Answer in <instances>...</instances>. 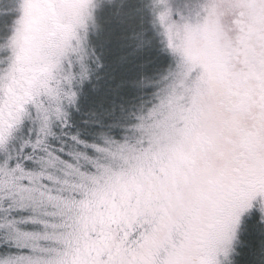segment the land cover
<instances>
[{
  "label": "snow or ice",
  "instance_id": "obj_1",
  "mask_svg": "<svg viewBox=\"0 0 264 264\" xmlns=\"http://www.w3.org/2000/svg\"><path fill=\"white\" fill-rule=\"evenodd\" d=\"M0 264H264V0H0Z\"/></svg>",
  "mask_w": 264,
  "mask_h": 264
}]
</instances>
